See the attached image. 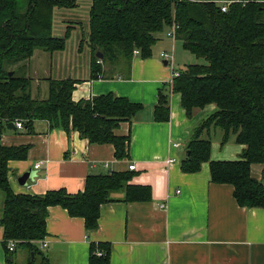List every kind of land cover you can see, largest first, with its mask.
<instances>
[{
  "label": "trees",
  "instance_id": "trees-1",
  "mask_svg": "<svg viewBox=\"0 0 264 264\" xmlns=\"http://www.w3.org/2000/svg\"><path fill=\"white\" fill-rule=\"evenodd\" d=\"M81 1L90 3L87 42L94 57L89 64L93 80L114 76L128 80L134 52L141 59L150 58L156 35L178 26L175 38L196 62L158 90L153 120L168 122L170 93L180 96L186 117L214 105V112L192 131L180 169L193 174L207 163L210 182L231 186L239 207L264 209V2L257 0H0V137L15 121H21L27 133L33 132L34 122L43 121L68 137L77 132L89 144L111 145L116 160H129L130 134L116 131L121 123H131L143 110L142 104L112 93L74 102L78 80L72 78L49 77L47 97L34 98L31 78L8 68L30 59L36 50L51 55L63 52L73 26H67L61 38L52 36L53 11L75 8ZM220 1L229 2L224 12ZM106 66L112 76L106 75ZM211 129L222 132L221 146L230 136L244 146L238 160H210ZM27 150L0 145V228L5 248L10 240L27 248L34 256L31 264L35 255L41 256L35 243L47 235L50 207L82 219L85 231L91 233L98 228L102 205L151 198L149 186L130 184L134 172L128 169L88 175L83 190L75 194L65 189L14 194L7 164L24 160ZM252 165L261 167L260 180L252 177ZM115 194L122 196L116 199ZM97 251L103 254L97 256ZM109 254L107 244L91 243L88 264H109Z\"/></svg>",
  "mask_w": 264,
  "mask_h": 264
},
{
  "label": "crops",
  "instance_id": "crops-1",
  "mask_svg": "<svg viewBox=\"0 0 264 264\" xmlns=\"http://www.w3.org/2000/svg\"><path fill=\"white\" fill-rule=\"evenodd\" d=\"M81 2L90 6L88 1ZM166 33L164 29L156 35L150 58L134 55L128 80L116 76L93 80L89 63L81 78H72L78 80L72 92L74 102L112 93L143 105L130 124L121 123L116 131L121 136L130 134L129 160H116L111 145L89 144L77 132L68 137L62 129L50 130L43 121L34 122L32 133L8 129L1 135L2 146L28 148L24 160L7 164V181L14 194L42 195L58 189L75 194L83 190L88 175L126 171L129 164L135 166L130 184L151 189L147 202L119 200L102 205L98 228L91 233L85 231L82 219L69 217L61 207H50L47 235L42 240L45 246L35 243L41 256L35 255L33 264H88L91 243L109 246V264H264V209L239 207L231 186L210 182L207 163L193 174L180 169L192 131L214 112V105L186 117L180 96L170 93L168 122L153 120L158 90L175 69L163 64L161 53L170 54L172 61L177 56L173 65L179 66L178 71L193 58ZM103 68L110 70L109 66ZM209 136L211 161L239 159L244 146L236 144L232 136L222 146L220 130L211 129ZM35 165H39L35 180L20 186L18 178L35 170ZM251 175L260 180L261 167L252 165ZM113 196L120 199L122 195ZM2 206L0 192V213ZM33 260L25 247L16 246L9 253L0 228V264H31Z\"/></svg>",
  "mask_w": 264,
  "mask_h": 264
},
{
  "label": "rangeland",
  "instance_id": "rangeland-1",
  "mask_svg": "<svg viewBox=\"0 0 264 264\" xmlns=\"http://www.w3.org/2000/svg\"><path fill=\"white\" fill-rule=\"evenodd\" d=\"M85 3L87 2H81L75 8H56L53 11L51 17L52 36L61 38L66 27L73 26L63 52H56L51 55L45 51L36 50L30 59L8 67L14 69L20 66L19 75L31 78V94L34 98L44 99L47 97V79L49 77L54 79L81 78L87 69L85 65L92 62L94 57L87 42L89 6ZM174 57L173 62L177 63V56ZM195 62L196 60L192 58L189 64ZM172 66H175L174 70L179 68L175 63ZM103 70L106 69L103 68Z\"/></svg>",
  "mask_w": 264,
  "mask_h": 264
},
{
  "label": "built area",
  "instance_id": "built-area-1",
  "mask_svg": "<svg viewBox=\"0 0 264 264\" xmlns=\"http://www.w3.org/2000/svg\"><path fill=\"white\" fill-rule=\"evenodd\" d=\"M218 3H219V5H220V7H221V11H222V12L226 11V8H227V5H228L229 2L220 1V2H218ZM177 29H178V26H177L176 24H173L170 28L167 29L166 36H167L168 38H170V39L175 40V39H176L175 37H176V30H177ZM134 54H137V52H134ZM160 57H161V59H162L163 61H165V62L167 63V65L172 66L173 61H172V56H171L170 54H168V53H166V52H163V53H161ZM178 74H179V71L173 69L172 74H171V79L169 80V82H167V84H171L172 79H173L174 77L178 76ZM13 127H14V129L17 130V131H23V130H24V126H23V124H22L21 121H15V122L13 123ZM178 146H179L178 144H173V147H174V148H178ZM168 162H171V160L168 161ZM38 168H39V165H35V166H34V169H35V170L38 169ZM127 169H128L129 171H134V170H135V166H134V164H129ZM176 193H179V192L176 191ZM38 243H40V245H41L40 248H43V247L45 246V243L42 242V241H39ZM16 244H17V243H16L15 241H12V240L7 241V243H6V250H7L9 253L13 252V251L15 250ZM96 255H97V256H101L102 253H98V252H96Z\"/></svg>",
  "mask_w": 264,
  "mask_h": 264
},
{
  "label": "water",
  "instance_id": "water-1",
  "mask_svg": "<svg viewBox=\"0 0 264 264\" xmlns=\"http://www.w3.org/2000/svg\"><path fill=\"white\" fill-rule=\"evenodd\" d=\"M96 57H97L98 59H100V60L102 59V55L99 54V53L96 54ZM163 64L166 65L167 63L164 61ZM11 74H12V73L10 72L9 75H11ZM8 128H9L10 130H14L13 123H10V124L8 125ZM36 177H37V171H36V170H32V169H30V170H28L27 172H25L23 175H21V176L18 178L17 182H18V184H19L20 186H22V187H26L27 182H28V181H34Z\"/></svg>",
  "mask_w": 264,
  "mask_h": 264
}]
</instances>
